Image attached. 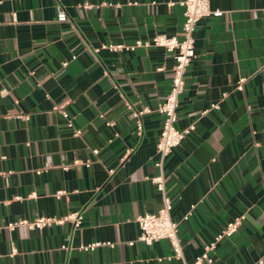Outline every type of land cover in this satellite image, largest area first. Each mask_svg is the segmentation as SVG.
<instances>
[{
	"label": "crops",
	"instance_id": "0c3cea01",
	"mask_svg": "<svg viewBox=\"0 0 264 264\" xmlns=\"http://www.w3.org/2000/svg\"><path fill=\"white\" fill-rule=\"evenodd\" d=\"M179 1L0 0V264L192 263L241 215L202 264H264V0H209L176 110V127L193 129L162 168L157 108L173 53L101 48L180 37ZM160 173L183 260L167 239L136 240L135 218L162 205ZM75 212L77 224L5 227ZM97 241L113 246L77 249Z\"/></svg>",
	"mask_w": 264,
	"mask_h": 264
},
{
	"label": "built area",
	"instance_id": "2783aa9c",
	"mask_svg": "<svg viewBox=\"0 0 264 264\" xmlns=\"http://www.w3.org/2000/svg\"><path fill=\"white\" fill-rule=\"evenodd\" d=\"M179 4L183 7V22L181 26V36L167 35V34H156L147 40H136L133 44H123V43H107L102 44L101 48H105L109 51H119V50H134L139 46H160L163 47L167 52L173 53L174 64L172 66V77L171 85L168 93L166 94L164 100L159 104L157 111L162 115V124L159 132V136L156 142V151L158 153L159 159L157 165L162 168L163 161L165 157L171 152L173 148L178 146L183 140L184 136L188 134L192 129L193 125H189L186 128L179 129L176 127L177 121V107L179 103V97L184 90L185 86V73L187 67L190 64L192 58L195 56L194 48V28L198 21L203 18L210 16L214 10L211 9L209 0H180ZM264 13V6L262 8ZM97 50V49H96ZM63 66L66 62L62 63ZM161 70L162 67H158ZM247 78L241 77L237 80L235 89L243 90L244 82ZM223 96L226 92H223ZM212 107H217V104H212ZM54 109H57L64 117H68V114L63 110L62 106L55 105ZM141 112H135L134 115L138 116ZM18 117H24L19 115ZM108 125H112L113 122H107ZM71 120H68V126H71ZM137 129L141 128V124L138 121ZM79 133V130H75V135ZM253 133V131H252ZM94 153L97 150H93ZM82 160H74V164L81 163ZM89 162V160H86ZM42 169L36 170L40 173ZM151 182L156 185L157 190L161 194L162 205L156 212H145L138 215L135 220L140 229V233L136 240L144 242L145 244H151L153 241L158 239H167L172 248V254L170 257L183 260V252L180 244V238L178 236L177 222L171 217L172 202L170 198L165 194L164 191V176L160 173L157 176L150 178ZM62 191H58L57 195H60ZM190 211H188L183 219H187ZM243 215L234 218L231 222L226 224V226L214 236V238L205 244L203 252L196 256L192 263L184 264H202L205 260L209 258V252L215 248V245L224 237H229L235 233L239 225L241 224ZM65 220H71L74 224L79 222L78 213H71L68 216L56 218L52 216H38L32 220L27 219H17L5 224V227L9 230H13L17 226H26L30 229L41 230L46 226L53 224H62ZM130 244L133 241L129 242ZM110 245L113 246L112 242H92L90 244H80L77 249L79 250H93L97 246ZM68 246L66 244L62 245L63 249ZM13 251H15L13 249Z\"/></svg>",
	"mask_w": 264,
	"mask_h": 264
}]
</instances>
